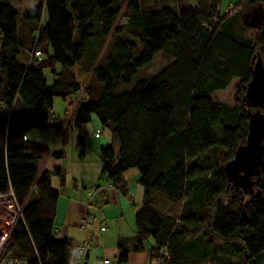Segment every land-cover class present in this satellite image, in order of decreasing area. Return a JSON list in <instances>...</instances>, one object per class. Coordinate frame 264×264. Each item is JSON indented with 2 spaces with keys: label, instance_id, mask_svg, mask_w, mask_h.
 I'll use <instances>...</instances> for the list:
<instances>
[{
  "label": "trees",
  "instance_id": "16d2710c",
  "mask_svg": "<svg viewBox=\"0 0 264 264\" xmlns=\"http://www.w3.org/2000/svg\"><path fill=\"white\" fill-rule=\"evenodd\" d=\"M221 2L45 0L20 16L0 0V194L12 190L22 208L3 257L71 264L76 244L56 238L60 195L51 182L63 185L64 173L38 168L44 156L65 154L26 137L82 132L96 116L119 145L99 150L103 177L127 197L125 173L138 169L145 189L135 251L152 239L159 264H264V173L245 197L225 171L246 142L257 109L246 90L259 57L264 64V18L250 37L242 13L264 0H241L231 13ZM159 54L167 64L147 74ZM77 67L91 72L83 92ZM235 79L238 102L215 105L212 96ZM73 94L82 100L64 127L52 115L54 98ZM77 144L84 159L85 136ZM118 248L127 263L129 245Z\"/></svg>",
  "mask_w": 264,
  "mask_h": 264
},
{
  "label": "crops",
  "instance_id": "0c3cea01",
  "mask_svg": "<svg viewBox=\"0 0 264 264\" xmlns=\"http://www.w3.org/2000/svg\"><path fill=\"white\" fill-rule=\"evenodd\" d=\"M102 130L101 134L107 138V141L99 144V148L110 145L115 149L118 148L119 145L111 130L108 129L109 132L105 129ZM56 134L57 132L52 133L44 131V129L32 130L26 138L29 141L41 143L51 150H57L56 145L62 140L54 142ZM108 141L109 143H107ZM51 144L54 147H51ZM97 152L99 157L98 149ZM66 158L67 156H65L64 161L58 160L48 154L39 161L38 168L43 171L61 170L65 176V171H67L64 166ZM76 159L74 163L84 175L86 174L85 176H92L90 179L81 174H69L66 177V182H68H64L63 185L57 176H53L51 179L53 188L60 195L55 222L56 238L70 239L76 245L87 240L91 243L87 257L81 260L73 255L71 264H106V261H109L108 264H121L119 263L121 253L118 248V243L121 240L126 241L131 250L129 259L125 264H159L156 258L151 255V249L154 246L152 239L143 243L142 251L134 250L137 237L136 215L144 204V187L141 184L131 186V175L124 176L129 194L126 197L112 188L103 177L100 157L95 161H89L87 156L84 159L80 157H76ZM134 176L139 183L140 177L137 176V173ZM74 177L78 178L79 181ZM102 226H106L105 231L101 230Z\"/></svg>",
  "mask_w": 264,
  "mask_h": 264
},
{
  "label": "rangeland",
  "instance_id": "374dc122",
  "mask_svg": "<svg viewBox=\"0 0 264 264\" xmlns=\"http://www.w3.org/2000/svg\"><path fill=\"white\" fill-rule=\"evenodd\" d=\"M45 0H12L11 3L14 5V7L17 8L18 13L20 16L24 14V12L29 9L32 6H35L38 2L44 4ZM241 0H222L221 2V11L222 12H227L229 7L235 6L240 3ZM242 16H245L246 22L249 26V31L248 35L250 37L256 36L258 33V25L262 23L263 18H264V4L259 3L254 6L253 9L246 10L242 13ZM124 21L120 20L119 25L123 24ZM168 57L166 55L159 54L155 58L152 66L148 69L147 74L153 75L158 73V71L164 67L167 62H168ZM75 72L77 74L78 80L80 82V85L82 87V92L84 91L85 86L90 82L91 80V72L89 71H84L81 70L80 67H77L75 69ZM47 79L49 80V84L52 83V75L47 72L46 73ZM240 84V81L235 79L232 81L231 85L225 90L221 92H217L212 96V101L215 105H218L220 103H226L231 106L235 105L238 102V99L236 97V88ZM81 96L78 95H72L71 97L68 98V100H64L60 97H55L54 98V109L52 111V115L56 119H61L64 121V127L69 124L68 122L71 120L72 116H74L75 108H76V102L82 98ZM79 98V99H78ZM245 107L248 108L247 104H245ZM251 113V112H250ZM68 127V125L66 126ZM97 129H100L103 131V127L98 120L96 116L92 117L91 123H87V125L84 127L83 131L80 132L77 130L74 126L68 128V130L65 133H57L56 140H62V142L58 143L56 145L57 149H60V151L64 152L65 156H67L64 166L67 168V171H65V181L66 182V177L70 175H79L81 174L82 176H85L82 173V170L78 168V166L74 163L76 161V157H80V152L77 144V140L80 135L85 136V142L87 145V157L89 161H95L97 160L98 157V151L101 149L99 148V144L105 143L107 141V138L104 137L103 134H101V137H96L95 132ZM106 131L109 132L107 127H104ZM35 130H40V129H35ZM45 131V130H44ZM46 131H50L52 133H55V129H46ZM48 141V140H47ZM109 143V141L107 142ZM98 145V146H97ZM51 147H54L53 144H51ZM63 160L64 159H59ZM127 175H131V186L132 185H140L138 183V179L134 176V174L137 173V176L139 177V171L138 169H132L126 172ZM92 176H85V178L90 179ZM75 178V177H74ZM77 181H79L78 178ZM68 182V181H67ZM66 182V183H67ZM64 189V188H62ZM247 197V196H246Z\"/></svg>",
  "mask_w": 264,
  "mask_h": 264
},
{
  "label": "water",
  "instance_id": "95a60500",
  "mask_svg": "<svg viewBox=\"0 0 264 264\" xmlns=\"http://www.w3.org/2000/svg\"><path fill=\"white\" fill-rule=\"evenodd\" d=\"M245 100L262 111L250 114L246 142L237 148L225 171L231 186L240 189L246 197L257 193L256 186L264 173V64L261 57L253 67Z\"/></svg>",
  "mask_w": 264,
  "mask_h": 264
},
{
  "label": "built area",
  "instance_id": "2783aa9c",
  "mask_svg": "<svg viewBox=\"0 0 264 264\" xmlns=\"http://www.w3.org/2000/svg\"><path fill=\"white\" fill-rule=\"evenodd\" d=\"M233 11V6H230L227 10L228 13ZM40 52L35 50L31 54V59L39 58ZM55 122L53 119L51 121ZM100 135V132L97 133V136ZM22 217V208L20 207L17 199L14 196L13 191L11 190L7 194H0V264H28L26 259H20L16 257H3V250L8 242V239L17 223L19 218ZM102 231L106 230V226H102ZM91 245L90 241H84L83 243L76 246L74 254L81 260L85 259L88 248ZM161 254L166 255L164 250L160 251ZM106 264L109 261L105 262Z\"/></svg>",
  "mask_w": 264,
  "mask_h": 264
},
{
  "label": "clouds",
  "instance_id": "9594fccd",
  "mask_svg": "<svg viewBox=\"0 0 264 264\" xmlns=\"http://www.w3.org/2000/svg\"><path fill=\"white\" fill-rule=\"evenodd\" d=\"M81 244V243H80ZM79 245V244H78ZM78 245H76V246H78ZM76 248V247H75ZM74 251H75V249H74ZM88 253V252H87ZM73 255H75L74 253H73ZM85 257H87V254H86V256Z\"/></svg>",
  "mask_w": 264,
  "mask_h": 264
},
{
  "label": "flooded vegetation",
  "instance_id": "af4514ba",
  "mask_svg": "<svg viewBox=\"0 0 264 264\" xmlns=\"http://www.w3.org/2000/svg\"><path fill=\"white\" fill-rule=\"evenodd\" d=\"M256 108H257V107H256ZM257 110H261V111H262V109H261V108H257V109H256V111H257Z\"/></svg>",
  "mask_w": 264,
  "mask_h": 264
}]
</instances>
